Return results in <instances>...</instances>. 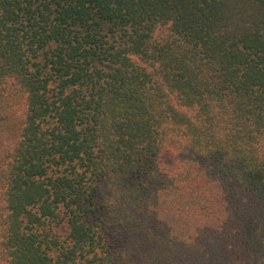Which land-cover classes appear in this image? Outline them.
<instances>
[{
  "label": "trees",
  "instance_id": "trees-1",
  "mask_svg": "<svg viewBox=\"0 0 264 264\" xmlns=\"http://www.w3.org/2000/svg\"><path fill=\"white\" fill-rule=\"evenodd\" d=\"M13 90L0 264H264V0H0Z\"/></svg>",
  "mask_w": 264,
  "mask_h": 264
},
{
  "label": "rangeland",
  "instance_id": "rangeland-1",
  "mask_svg": "<svg viewBox=\"0 0 264 264\" xmlns=\"http://www.w3.org/2000/svg\"><path fill=\"white\" fill-rule=\"evenodd\" d=\"M165 28L160 26L156 31V37L160 38L163 36ZM14 93V90H13ZM3 108L5 109V115L3 120H0V240L3 228L5 226V218L10 213L8 203L6 202L5 190L7 187L6 180L2 174V168L7 163L6 153L8 145L16 138L15 130L17 121L25 116L26 113V100L25 96L13 94L8 96L3 102ZM4 114V112H3ZM181 146V140L170 142L169 154L165 158L166 165H170L172 154L179 149Z\"/></svg>",
  "mask_w": 264,
  "mask_h": 264
}]
</instances>
